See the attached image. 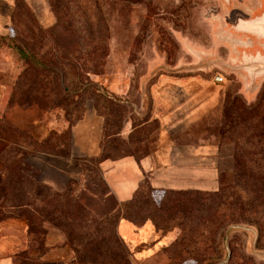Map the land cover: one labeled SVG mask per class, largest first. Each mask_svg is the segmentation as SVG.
I'll list each match as a JSON object with an SVG mask.
<instances>
[{
	"label": "rangeland",
	"instance_id": "374dc122",
	"mask_svg": "<svg viewBox=\"0 0 264 264\" xmlns=\"http://www.w3.org/2000/svg\"><path fill=\"white\" fill-rule=\"evenodd\" d=\"M231 1L233 8L246 13H251L261 5L260 0ZM14 2L16 7L10 24V33L0 34V77H8L9 81L3 109L8 110L10 119L4 112L2 116L11 124L6 126L0 123L2 124L0 132L5 133L14 144L10 149L12 157L23 153L24 157L19 166L21 170L27 175L40 178L45 173L42 167L45 158L43 155L38 157L36 153L44 151L46 147L39 146V143L33 140L31 122L33 119L48 118L53 123L52 132H55V135L52 136L47 149L52 154L67 157L71 161V178L67 184L61 190L53 189L50 195H47L45 204H38V207L48 214V219L42 226L44 235L35 234V237L43 241L41 240V243L28 241L25 245L26 252L19 253V259L27 260L30 257L37 258L39 255L37 260L42 264L40 258L52 250L54 258L51 261H62L63 264H195V259L200 258L201 264H264V236L259 235L257 227L246 220L239 219L219 226L221 234L218 236L216 234L212 242L207 234L203 235L205 238H199L197 241L199 246L206 248L212 243L210 251H215L216 246L217 252L209 257L205 254L199 258L196 252L184 251L187 246L189 249L194 247L192 241L186 240L184 249L175 245L174 241L163 242L162 246L154 247L152 242L148 241L141 244L142 241H146L145 232L137 234L132 231L121 233L124 239L122 240L117 231L120 218L115 219V214L109 221L105 217L100 218L108 216L122 205H119L108 192L103 179V161L129 155L141 158L155 150L161 125L158 115L164 111L165 120L176 116V95L180 96V89L176 83L179 84L181 81H184L182 84L186 88L190 85L189 89L192 95L197 96L198 102L212 97L218 98L220 103L217 105L210 102L202 106L205 111L199 115L196 123L185 131H177L176 137L184 142L203 141L215 144L218 147V163L222 171L216 190L209 191L208 194H189L191 200L183 203L189 211L188 215L183 221H175L174 224H180L181 227L187 225L188 228L198 226L203 217L218 212L220 201L214 195L215 192L236 184L232 172L233 145L219 137L224 99L237 97L245 105L260 100L264 103V78L252 91H248L242 75L223 70L217 65L178 70L180 67L198 63L200 56H216L224 62L233 63L238 55L236 46L252 44L247 38H239L224 31V16L228 15V10L222 1L133 0V3H121L120 0H14ZM38 29L43 31L41 37L38 36ZM13 34L29 41L42 38L41 43L51 48L55 40L61 44H71L72 39L78 38L81 45L77 48L78 51L76 50L77 55L76 53L66 55V59H73L75 65L70 75H66L67 78L61 82L59 76L62 75L63 67L58 66V78L54 79L52 75H47L46 83L57 88L56 95H59L61 87L67 85L68 79L75 82L80 76L89 86L98 90L100 97L94 101L89 92H72L71 99L80 103L70 109L68 106L64 109L62 106H51L47 108L48 110H40L35 105H27L24 93L26 87L18 81L22 80L20 73L28 68L7 45V41L1 40V37ZM100 43L104 45L105 53L102 69L98 73L85 75L84 67L94 64L101 52ZM86 51L92 52L87 65L83 55ZM216 75H221L223 80L214 82ZM51 95L50 97L54 98L53 94ZM164 97L167 100L162 104L161 98ZM157 98L159 100L155 102ZM105 99L123 113L120 120L117 113H112L113 120L106 121L105 113L108 109L103 106ZM18 102L23 105H18ZM77 118L80 119L76 122ZM81 119H85L80 127L83 139L92 140L94 133L95 138H99L100 151L95 156H78L72 150V129ZM14 123L22 125V128L13 126ZM18 141H21L26 149L20 148ZM34 185L32 184L30 189ZM149 188L154 190L151 186ZM152 193L157 201L160 193L158 191ZM69 198L72 201H69ZM35 202L32 201V205ZM152 208V203L147 201L139 207L140 211L145 210L144 213L147 214L153 212ZM138 213L140 214L129 212L137 214L138 218H135L139 219ZM154 221L160 227L166 223L163 222V217L158 215ZM173 229L177 236L179 228ZM66 230H70L76 237L69 240L65 235ZM50 232L54 236L58 235L60 240L48 246L45 245V238ZM100 232L108 239L104 243L113 245L114 252L118 255L124 254L121 261L115 263L104 256H98L92 261L90 257L95 259V251L90 257L83 253V245L87 239L92 244L98 243L103 246V242L98 238ZM163 232L165 231L156 233L155 238L159 242ZM84 233V236L89 233L90 236L81 239ZM115 233L121 239V249L116 247L113 240ZM127 237L132 238L133 244H137L136 247L130 248L126 244Z\"/></svg>",
	"mask_w": 264,
	"mask_h": 264
},
{
	"label": "trees",
	"instance_id": "16d2710c",
	"mask_svg": "<svg viewBox=\"0 0 264 264\" xmlns=\"http://www.w3.org/2000/svg\"><path fill=\"white\" fill-rule=\"evenodd\" d=\"M120 2L133 3V0H120ZM64 9H66V7H64ZM100 19H102V17H100ZM41 32L43 33L41 29H38V36H40ZM1 40L7 41V45L12 48L16 56L28 68L20 73L22 80L18 81L19 84L26 87L24 93L27 98V105H35L40 110H48L47 108H51V106H62L63 109L68 106L70 109L77 105V103H80L71 99L72 92H89V94L93 96L94 101L95 98L100 97L98 90L89 86L87 84L88 82L84 81V78L80 76L76 78L77 80L75 79V82L68 79L67 85L61 87L59 95H56L57 88L46 83L47 75H52L54 79L58 78V66L63 67L62 75L61 77L59 76L61 82L67 78L66 75H70L75 65L73 59H66V55H71V53H76L77 55L76 50L78 51L77 48L81 45L78 38L77 40L72 39L71 44H61L55 40L52 48L49 47V45H46V48L41 43L42 38L29 41L17 34L1 37ZM69 49L71 52H69ZM99 49L101 52L98 55L95 52L97 59H95L94 64L92 63L91 66L84 67L85 75L101 71L104 63L103 58L105 56L103 52L104 45L102 43L99 44ZM90 53L92 52L86 51L83 54L86 65L91 60ZM79 57L80 55H78L77 58ZM77 58H74V60ZM51 94H53V97L57 100L54 101V98L50 97ZM17 104L20 105L22 103L18 102ZM103 106L108 109L105 113L106 121L113 120L111 119L112 113H117L119 120L122 118L123 113L114 108V104L107 99H105ZM79 119L80 118H77L76 122ZM0 123L11 126L9 121L3 116H0ZM235 129L237 130L235 131ZM53 135H55V132H51L50 135L38 145H44L46 147L45 150L49 151L47 147L51 144ZM0 136L12 142L5 133L3 134L0 132ZM219 137L221 140L227 141L233 145L234 161L232 172L236 184L233 187H226L215 192L214 195L217 196L220 201L218 212L216 211L209 216L203 217L198 226L188 228L186 225L181 227L180 224L175 225L174 222H181V220L183 221L187 217L189 211L186 210L183 203L191 200L189 194H208V192H195L196 190L163 191L159 199L155 201L152 193L155 190H150V185L147 180H143L139 184L131 200L123 203L121 207H117L114 212L109 213L108 216L105 215L100 218L105 217L109 221L112 220V216L115 214V219L123 218L136 227L150 221L156 233L165 231L162 233V236L164 233L178 227L179 233L174 239L175 245L184 249L185 241H192L194 247L189 249L187 246L184 251L187 253L196 252L199 254V258L205 254L209 257V255L217 252L216 246L215 251H210L212 243H210V246L207 245L206 248L199 246V242L197 243L198 239L205 238L203 235L207 234L211 237L210 242H212L216 234L217 236L221 234L218 227H222L224 223L235 222L239 219L246 220L257 227L259 235L264 236V103L260 100L251 105H245L243 101L237 97L224 99L222 127ZM12 145L14 144L10 143L1 156L0 222L7 218L23 219L27 225V242L38 241V243H41L42 239H38L37 236L35 237V234L44 235L42 226L48 219V214L44 209H40L38 204H45L47 195H50L53 189L42 183L39 178L27 175L21 170L19 166L24 157L23 153H20L19 156L12 157L10 154ZM117 158L110 160H115ZM32 184L35 185L30 189ZM148 190H150V193H148ZM32 201L38 203L36 204L35 202V204L32 205ZM69 201H72V199L69 198ZM145 201L152 203V213L147 214L144 213L145 210L140 211L139 207L143 205ZM129 212H140V214H138L142 219H137V214H129ZM157 215L163 217V222H166L163 227H160V225L158 226L157 222L154 221ZM65 233L69 240H73V238L76 237V235H72L70 230H66ZM84 235L85 233L81 236V239H87L90 233L87 236ZM98 238L103 242V246H100L97 242V244H92L89 239L84 242L83 253H86V257L92 256V252L95 251V259L94 257H90L92 261L96 260L98 256L109 257V260L115 263L124 258V254L120 256L114 252L115 249H113V245L104 243V241L106 242V240H108L106 235L101 233L98 235ZM113 240L116 243V247L121 249L122 243L117 233L114 234ZM26 249L27 247L22 249L20 254H24ZM78 249L79 246L77 244V250ZM38 257L39 255L37 258ZM37 258L30 257L27 260L18 258L19 261L16 264H39ZM201 263V258L198 260L195 259V264Z\"/></svg>",
	"mask_w": 264,
	"mask_h": 264
},
{
	"label": "crops",
	"instance_id": "0c3cea01",
	"mask_svg": "<svg viewBox=\"0 0 264 264\" xmlns=\"http://www.w3.org/2000/svg\"><path fill=\"white\" fill-rule=\"evenodd\" d=\"M14 12V0H0V34L10 33V24ZM182 77L185 78V76ZM7 78L0 77V116L4 112V115L10 119L8 110L3 109L9 86ZM182 83L184 81L179 82V84L176 83V86L180 89V96L176 95V116L165 120L164 111L158 115L161 123L158 143L150 155L141 158L129 155L115 160L103 161L104 182L109 194L119 205L132 199L134 192L143 180H147L148 184L160 193L158 198L163 191L198 190L209 192L218 188V178L222 171L218 163V147L215 144L203 141L184 142L176 135L178 134L177 131H185L196 123L199 115L205 111L202 106L210 104V102L218 105L220 101L218 98L211 97L198 102L197 96L192 95L189 89L190 85L186 88ZM158 100L157 98L155 102H158ZM165 100L167 98H161V103L165 104ZM21 110L23 111V109ZM84 122L85 119H81L72 129V150L78 156H95L100 151L99 138H95L94 133L92 140L83 139L80 134V127ZM52 125V121L48 118H44V120L33 119L31 122L33 140L36 143L44 141L53 131ZM13 126L22 128V125L17 123H14ZM18 142L20 148L26 149L25 146H22L21 141ZM10 143L12 142L7 138L0 136V174L2 170L1 156ZM36 155L38 157L43 155L45 158L42 164L45 173L40 176V181L54 190H61L71 178L70 159L52 154L47 150L37 152ZM117 231L121 238L123 236H121V233L126 234L132 231L140 234L145 232L146 241H142L141 244L148 241L152 242L154 247L162 246L163 242L174 241L176 237L175 229H173L164 234L161 242H159L155 238L156 232L150 221L136 227L123 218L118 221ZM58 240H60V237L58 235L54 236L50 232L49 235H46L45 245L51 246ZM122 240L124 239L122 238ZM26 242L27 225L23 219L7 218L2 220L0 222V264H16L20 251L26 247ZM126 244L130 248L137 245L133 244L131 237H127ZM53 258L54 254L50 250L40 259L42 264H63L62 261H51Z\"/></svg>",
	"mask_w": 264,
	"mask_h": 264
},
{
	"label": "water",
	"instance_id": "95a60500",
	"mask_svg": "<svg viewBox=\"0 0 264 264\" xmlns=\"http://www.w3.org/2000/svg\"><path fill=\"white\" fill-rule=\"evenodd\" d=\"M228 15L224 16V31L239 38H247L252 42L247 46H236L237 60L233 63L224 62L216 56H200L195 64L178 68L192 69L204 66L217 65L223 70L236 72L245 79L247 90L252 91L264 78V0L251 13L233 8L231 0H221ZM177 70V69H176Z\"/></svg>",
	"mask_w": 264,
	"mask_h": 264
},
{
	"label": "built area",
	"instance_id": "2783aa9c",
	"mask_svg": "<svg viewBox=\"0 0 264 264\" xmlns=\"http://www.w3.org/2000/svg\"><path fill=\"white\" fill-rule=\"evenodd\" d=\"M222 80H223V77L221 75H216L214 77V81H216V82H221Z\"/></svg>",
	"mask_w": 264,
	"mask_h": 264
}]
</instances>
